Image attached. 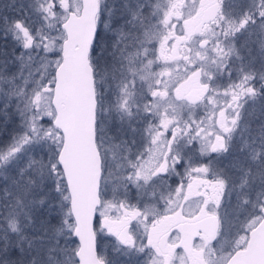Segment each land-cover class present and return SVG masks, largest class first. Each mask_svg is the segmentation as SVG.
Segmentation results:
<instances>
[{
  "label": "snow or ice",
  "instance_id": "snow-or-ice-1",
  "mask_svg": "<svg viewBox=\"0 0 264 264\" xmlns=\"http://www.w3.org/2000/svg\"><path fill=\"white\" fill-rule=\"evenodd\" d=\"M121 3L126 17L122 21L113 19L115 8L107 19L101 15L97 20L95 4L77 20L69 9L79 13L80 0H72L71 5L68 0H24L23 4L15 0L0 13V38L17 45L11 59L16 71L9 70V60L0 62V114L16 123L8 142L0 145V201L7 202L0 208L7 207L21 218L9 221L13 233H22L21 223L38 232L40 250L29 264H111L94 243L98 230L115 238L117 252L126 246L143 256L145 264H168L161 245L174 247L181 237L163 240L166 232L157 226L180 215L204 228L199 247L221 236L230 208L232 216L246 217L240 228L245 234L264 226V111L249 119L246 110V105L264 102V10L256 17L243 9L247 18L229 30L222 26L221 14L214 20L216 30H202L201 35L209 38L204 42L210 49H222L223 55L213 61L214 72L204 73L203 65L192 69L188 79L196 77V87L191 94H182V85L174 89L176 100L191 106L203 103L205 109L213 105L211 114L218 111V130L209 139L211 134L201 127L204 121L180 118L169 96L177 68L173 62L180 58L181 40L188 39L185 29L180 37L176 35V25L169 27L167 10L156 25L146 23V11L156 18L152 0ZM259 3L264 8V0ZM8 8L11 15L6 14ZM160 9L157 4L156 11ZM257 18L258 36L247 27L256 26ZM249 37H255L251 44ZM102 40L107 41L103 51ZM151 40L159 48L149 58L145 45ZM157 61L160 67L154 71ZM229 61L235 65V80ZM221 75L228 77V84H213ZM170 125L168 139L160 129L167 131ZM137 134L150 143L146 152L139 150L142 144L136 147ZM197 139L207 158L194 163L182 149ZM229 156L228 164H222ZM184 174L189 182L168 186V177ZM132 186L140 193L155 192L159 186L155 200L163 201V210L130 205ZM190 201H196L195 212H185ZM89 213L92 242L86 245ZM241 239L237 236L231 250L218 257L215 249H209L210 264H232ZM20 240H27V247L33 249V240L26 235L21 234ZM186 259L175 256L179 264ZM0 264L9 261L0 256Z\"/></svg>",
  "mask_w": 264,
  "mask_h": 264
},
{
  "label": "flooded vegetation",
  "instance_id": "flooded-vegetation-1",
  "mask_svg": "<svg viewBox=\"0 0 264 264\" xmlns=\"http://www.w3.org/2000/svg\"><path fill=\"white\" fill-rule=\"evenodd\" d=\"M161 2V10L156 11L155 14L156 18H153L152 15L146 11L145 16L150 18L148 22L152 23L151 25L158 23V16H161L163 14V8L165 7L166 0H160ZM10 2L14 3L15 0H0V13H5L6 6L10 4ZM20 4L24 3V0H19ZM104 5L107 7V11L112 9V6H115L120 14L121 19H125L124 16V9L122 7L121 0H104ZM193 3V2H192ZM156 2L154 3L152 0V12L154 9ZM215 4H218L219 11L216 15L215 19L209 20L207 19L208 15L211 13V9H213V6ZM113 7V8H115ZM187 8L186 0H182L177 9V18L179 21L178 24H175V33L178 37L182 35L181 29L184 28L185 32L183 35L187 36L188 39L181 40V47L179 48L177 55L180 57L175 62H183L185 60L184 55V48L185 44H188L196 39L199 40V45L202 48H208L209 44L205 43L204 41L206 39H209L207 36H202L201 31L204 29H212L216 30L217 25L214 23V20H219L221 18V14H226L225 20L223 21L222 26L225 30H229L231 26H239V23L242 19L247 18V16H253V14L258 17V13L261 10H264V8L261 7L259 0H257L256 3H253V0H198L196 4V8L194 13L191 16V20H186V17L184 15V10ZM243 9H248V14L245 16V13ZM72 11V10H70ZM75 12V11H73ZM76 13V12H75ZM6 14L11 15L12 9L8 8ZM108 18V14L106 15L105 19ZM185 21V22H184ZM184 22V24H183ZM261 21L257 18V24L256 26H253L251 23L247 26L250 30H252L256 35H259L260 25ZM255 37H249L248 43L251 44L252 40ZM169 43H172V41H169ZM149 49V58H151L152 51L157 48V44H153L152 46L149 44L145 45ZM17 45L15 44L14 40L8 39L4 40L3 38H0V62H2L4 59L9 60V64H11V59L16 55ZM222 57V56H221ZM220 57V58H221ZM231 67H233V73H232V79H236V72H235V65L232 64V62H228ZM256 67L259 68L260 65L257 63ZM10 71H16V67L13 65L10 66ZM153 70H157V68H153ZM221 71H225L224 68H221ZM190 76V75H189ZM220 81L228 82V77L221 75V77L218 78ZM199 80L201 83H203L204 78L202 76L199 77ZM181 93L182 94H189L192 89L196 87V77L192 78L191 80L185 78L184 82H181L178 84V86H181ZM177 86V87H178ZM170 95H175L174 92H169ZM179 103H184L190 107H201L203 103L197 104L194 106H191L188 104L186 100H178ZM258 103V101L256 102ZM255 109V104H249L246 105L247 111H253ZM208 113L206 111H203L201 114V119H205ZM227 115V112H226ZM184 119V118H183ZM200 119V120H201ZM219 119V117H218ZM217 119V121H218ZM156 124H159V120L153 121ZM141 122L137 123V127L140 126ZM205 129V127H202ZM161 132H163V135L167 137L168 139H171V133H172V126L170 125L167 131H164L163 128L160 129ZM127 132V129H125ZM203 133V132H202ZM201 133V134H202ZM145 136L148 135L147 132L144 134ZM128 136L130 138L132 137L131 133H128ZM134 139L136 140V147H139L140 144L143 146L139 148L141 152H146L147 149L151 146L150 143L147 140H141L140 136L137 134ZM134 147L132 149L133 152H135L137 149ZM154 147V146H152ZM184 153L189 155L192 158V161L194 163L203 162L207 157L205 154H202L200 152V140L194 141L191 145L184 147L182 149ZM213 154H208V156H211ZM145 160H147L149 157L146 155L143 157ZM179 172L183 173V169H178ZM202 178V177H201ZM181 182H189L188 176L186 174L180 175V176H171L167 178V183L169 187H176ZM160 192L159 186L155 187V192L148 191L145 193H140L136 190L135 186H132L128 191V203L130 205H135L137 207H143L144 205L149 206H155L159 210L162 209V203L161 200L160 203L155 200L156 193ZM228 198L225 197V202H227ZM223 203V202H222ZM227 206V204H223L222 208ZM191 210L192 212L196 211V201H190L185 205V212ZM233 210L230 208V216L228 219V222L224 223L222 225V233L221 236L217 237L216 239H209L206 242V245L204 247H199L202 243V236L204 235V228L199 227L197 228L196 225L198 224L195 220H189L186 219L183 215L172 217L167 220H162L161 224L157 227L161 230L162 233L166 232V235L163 236V240H174L177 235L179 234L181 239L176 246L171 245H164L162 243L161 247L162 250L166 253V255L169 257L168 264H179L178 261L175 260V256L177 255H183L187 257L184 264H210L211 257L209 256V249H215L216 250V256H220L222 252H227L231 250L232 248V242L237 238V236L243 237L241 239L240 244L241 248L236 252L232 264H243V256L245 251L248 249L249 242L251 240V237L255 233V231L259 228H257L254 232L245 234L244 232L240 231V228L242 227L243 221L246 220V217L243 216H232L231 212ZM133 223H135L133 221ZM230 225V226H229ZM98 236V252L101 256H106L108 260L111 261V264H145V260L143 256H138L135 251L129 252L126 246H121V250L119 252L115 251V238L114 237H108L107 233H100L99 230L97 232ZM192 238V242L190 243V239ZM190 243V245H189ZM7 260V258H5Z\"/></svg>",
  "mask_w": 264,
  "mask_h": 264
},
{
  "label": "rangeland",
  "instance_id": "rangeland-1",
  "mask_svg": "<svg viewBox=\"0 0 264 264\" xmlns=\"http://www.w3.org/2000/svg\"><path fill=\"white\" fill-rule=\"evenodd\" d=\"M181 1L182 0H166L167 4L163 8V11L167 10L169 12L170 17H171L169 27H171L172 24H178L179 23V21H177L178 20L177 9H178V5ZM153 2L154 3L156 2L154 9H153V12L157 13L155 10L157 8V4L162 6L160 3L161 1L160 0H153ZM197 2H198V0H186L187 8L184 10V15L186 17V20H191V16L195 11ZM68 3H69V5H71L72 0H68ZM103 4H105L104 0H100V8H101V5H103ZM81 6H82V4H81V0H80V10H81ZM69 10L75 11L71 8ZM224 15H226V14L224 13ZM158 17H160V16H158ZM100 18H101V16L99 13L98 20ZM150 18L151 17L148 18V21L150 20ZM148 21H146V23H148ZM184 22H183V24H184ZM154 25H156V24H154ZM105 34L110 35V33H108L107 30H105ZM198 42H199V40L196 39V40H194L188 44H185L184 55L186 58H188V60H187L188 71L185 72V70H184L185 65H186V60H184L183 62H175L174 63L175 65H177L176 71L173 73V76L175 77V83L172 85V88H170L169 92H174V89L178 86V84H180L181 82H184L185 78H187L189 75H191L192 69L195 67L203 65L204 73L214 72L213 61L220 60V57L223 55V50L217 49V48L210 49V47L202 48ZM155 43L157 44L156 49L158 50L159 45H158L157 41L151 40L147 44L152 46ZM106 45H107V41L102 40L101 41V47H103V49H105ZM169 45H171V43H169ZM192 61H195V63H192ZM160 63H161L160 61H157V63L154 64L152 67L153 68L156 67L157 70H159V67H160L159 64ZM10 66L12 67L13 65L10 64ZM201 76H202V78L205 79L204 74H202ZM219 77H221V76L215 77L212 80V83L213 84H220L222 86L228 84V82L220 81L218 79ZM223 91H224V88L221 87L219 89V92L223 93ZM170 97L173 98V101H172L173 104L180 111V118H182V119L184 118L185 120L191 118V120L195 121L196 123H200L201 121H204V123L201 124V127H205L206 132L211 134L208 137L209 139L214 138L215 132L218 130V123H217L218 111L215 114H211V110L214 107L213 105H209V107L207 109H205L204 105H202L201 107L195 108V107H190L184 103H179L178 100L175 99V95H170ZM223 103H224V97H221L220 104L223 105ZM162 111H163V109H162ZM203 111H206L208 113V115L206 116L205 119L202 120L201 114ZM169 114H171V108H169ZM204 135H205V133L201 134V136H204ZM197 140L199 141V139H197ZM222 161H224V160H222ZM222 161H221V163H222ZM225 197L228 198L227 192L225 193Z\"/></svg>",
  "mask_w": 264,
  "mask_h": 264
},
{
  "label": "trees",
  "instance_id": "trees-1",
  "mask_svg": "<svg viewBox=\"0 0 264 264\" xmlns=\"http://www.w3.org/2000/svg\"><path fill=\"white\" fill-rule=\"evenodd\" d=\"M113 7L115 6H112V8ZM115 9L117 8L115 7ZM107 14V7L104 4L101 5L100 16L102 15L103 18H105ZM113 19H120L121 21L123 20L120 18V14L117 10ZM140 35L142 37V33H140ZM101 49L102 51L104 50L103 47H101ZM100 62L103 64L104 59L101 58ZM0 103H2V101ZM262 111H264V102L258 101V103H255L254 113L253 111H248L250 113L248 118L257 119L261 116ZM9 114L14 117V113H12L11 109H9ZM15 128L16 123L14 118L13 120L5 119V117L0 114V145L8 142L10 134L15 130ZM229 160H231V156L222 161V164L227 165ZM6 203V201H0V204ZM0 212L3 213V215H0V256H3L4 259L7 258L9 264H29L30 257L40 250L39 241L35 239V237L38 235V232L33 231L31 228L23 227L21 223L20 226L22 228V233H13L11 231L9 221L13 219L19 221L21 218L15 216L14 213L10 214V210L7 207L0 208ZM37 224H39V221H37ZM21 234L26 235L28 239L33 240V249L30 250L27 247V240L21 242ZM18 244L23 248V253H21L17 247ZM5 248L7 249L6 254L4 252Z\"/></svg>",
  "mask_w": 264,
  "mask_h": 264
},
{
  "label": "water",
  "instance_id": "water-1",
  "mask_svg": "<svg viewBox=\"0 0 264 264\" xmlns=\"http://www.w3.org/2000/svg\"><path fill=\"white\" fill-rule=\"evenodd\" d=\"M81 10L79 13L73 12L74 18L77 20L87 14L89 10V6L95 4L96 5V18L98 20L100 13V0H81ZM219 6L215 4L213 9H211V13L208 15L207 19L213 20L218 14ZM195 89V88H194ZM192 89L189 94L194 90ZM72 102L76 104L78 102V98L75 91V85L73 86V94H72ZM92 232V215L89 213L88 217V231L85 233V243L86 245L92 241H90V236ZM192 242V238L190 239V243ZM94 243H97L95 241ZM189 243V245H190ZM244 263L243 264H264V226H259V228L255 231L248 245L247 251H245L243 256Z\"/></svg>",
  "mask_w": 264,
  "mask_h": 264
}]
</instances>
